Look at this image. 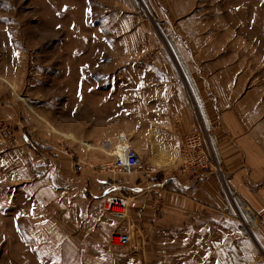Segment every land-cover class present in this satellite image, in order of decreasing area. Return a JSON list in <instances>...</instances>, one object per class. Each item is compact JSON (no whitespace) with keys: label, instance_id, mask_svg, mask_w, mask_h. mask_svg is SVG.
<instances>
[{"label":"rangeland","instance_id":"obj_1","mask_svg":"<svg viewBox=\"0 0 264 264\" xmlns=\"http://www.w3.org/2000/svg\"><path fill=\"white\" fill-rule=\"evenodd\" d=\"M181 55L234 69L264 147V0H0V264H264V211L227 186V212L215 203L177 228L157 216L145 227L132 194L130 218L103 214V199L76 187L84 138L104 141L123 122L111 119L126 72L182 68ZM152 204L163 213L162 198ZM126 232L138 261L111 243Z\"/></svg>","mask_w":264,"mask_h":264},{"label":"crops","instance_id":"obj_2","mask_svg":"<svg viewBox=\"0 0 264 264\" xmlns=\"http://www.w3.org/2000/svg\"><path fill=\"white\" fill-rule=\"evenodd\" d=\"M181 57L186 65L182 68L165 64L136 68L132 78V73L126 72L127 91L118 98L122 109L111 119L123 122H118L119 126L104 141L84 138L78 151V192L88 186L87 196L99 202L114 193L115 187L127 190L138 199L145 227L156 216V224L184 227L203 215H212L207 211L215 203L227 212L230 192L237 193L248 212H263L264 147L258 125L262 117L256 113L258 103L240 86L230 66L202 56H195L192 61ZM193 131L205 134V148L214 167L220 169L199 182L182 170L183 146ZM121 133L133 144L140 139L143 160L160 172L152 183L156 193L146 191L149 183L140 175H121L108 168ZM195 186L197 192L193 190ZM156 195L164 203L160 214L152 204Z\"/></svg>","mask_w":264,"mask_h":264},{"label":"built area","instance_id":"obj_3","mask_svg":"<svg viewBox=\"0 0 264 264\" xmlns=\"http://www.w3.org/2000/svg\"><path fill=\"white\" fill-rule=\"evenodd\" d=\"M186 160V170L201 180L207 177L214 167L211 158L205 148V134L193 131L186 136L183 146ZM114 160L110 167L115 173L123 175L138 174L143 181L149 183L146 191L154 192V185L159 176L157 167L146 163L140 153L133 147L129 137L121 133L114 149ZM117 194H107L103 197L101 208L103 214L118 216L119 218H130L132 215L133 196L127 190L115 187ZM198 189L195 187L194 192ZM155 202L159 203L161 196L156 195ZM111 243L117 247H127L130 250L131 261L141 258L142 245L134 233H115L111 237Z\"/></svg>","mask_w":264,"mask_h":264}]
</instances>
